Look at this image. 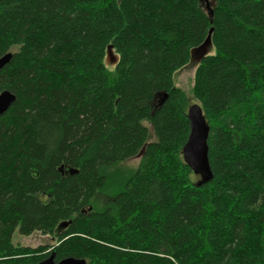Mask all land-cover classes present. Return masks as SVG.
<instances>
[{
	"label": "trees",
	"instance_id": "obj_1",
	"mask_svg": "<svg viewBox=\"0 0 264 264\" xmlns=\"http://www.w3.org/2000/svg\"><path fill=\"white\" fill-rule=\"evenodd\" d=\"M209 30L190 93L209 128L201 182L172 77ZM6 53L0 264H264V0H0ZM61 223L50 247L12 243Z\"/></svg>",
	"mask_w": 264,
	"mask_h": 264
},
{
	"label": "water",
	"instance_id": "obj_2",
	"mask_svg": "<svg viewBox=\"0 0 264 264\" xmlns=\"http://www.w3.org/2000/svg\"><path fill=\"white\" fill-rule=\"evenodd\" d=\"M210 34L211 30H209V33L203 44L197 48L195 52L198 51L204 55L206 49L210 45ZM108 49H111V47ZM11 56V53H6L0 57V69L8 64ZM164 98L165 95L163 96V99ZM14 100L15 96L12 93L8 91H3L0 93V117L6 113ZM187 118L189 121V134L182 148V157L186 165L193 171V173L200 176L201 182H206L211 175L207 147L209 128L198 105H191L188 108ZM37 264H86V261L84 259L67 257L55 263L53 260V255L51 254Z\"/></svg>",
	"mask_w": 264,
	"mask_h": 264
},
{
	"label": "rangeland",
	"instance_id": "obj_3",
	"mask_svg": "<svg viewBox=\"0 0 264 264\" xmlns=\"http://www.w3.org/2000/svg\"><path fill=\"white\" fill-rule=\"evenodd\" d=\"M201 4L203 6H206L207 8L211 5H213V0H200ZM210 46V45H209ZM208 48L206 49L205 54H208ZM203 54L199 53L198 51L193 53L191 62L187 64L185 67L182 69L176 71L173 74L172 81L175 87H178L181 89L190 99V106L191 105H197L196 102L191 98V88L193 84V77H194V72L196 69V66ZM118 63V54L113 50V49H106L104 52V57H103V65L105 69L109 72H112L115 70L116 65ZM149 131L151 133V128H149ZM142 155V151L140 154L136 157H132L130 159L125 160L121 164L118 165V168L114 170L115 177H121L126 174H130L133 172L139 162L140 158ZM199 177H194L195 180H197ZM107 200V193H102L101 195L97 196V204L102 205L104 202ZM64 224L61 223L59 224L53 235H43L39 232H34L29 236H22L20 235L17 230L12 234V243L14 245H19L22 247H28L31 249H36L38 247H50L55 244L56 242V236L60 234L63 229H64Z\"/></svg>",
	"mask_w": 264,
	"mask_h": 264
}]
</instances>
